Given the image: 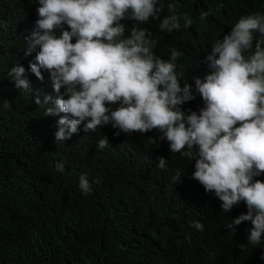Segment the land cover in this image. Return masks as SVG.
<instances>
[{
    "label": "trees",
    "instance_id": "obj_1",
    "mask_svg": "<svg viewBox=\"0 0 264 264\" xmlns=\"http://www.w3.org/2000/svg\"><path fill=\"white\" fill-rule=\"evenodd\" d=\"M160 2L162 18L172 3L194 23L172 33L151 18L141 27L158 40L157 56L168 60L173 48L183 53L177 71H183L181 86L191 85L194 99L180 107L199 114L205 104L195 81L208 74L211 45L231 32L233 21L264 14V0ZM38 7V0H0V264H264V234L262 244L253 246L247 244L250 221L226 228L248 211L246 203L223 212L219 198L192 178L195 159L172 153L166 139L151 143L162 135L159 129L117 136L111 124L85 131V121L57 143V121L65 114H45L52 106L45 97L56 95L49 73L41 69V81L29 69L38 47L25 56ZM120 23L128 36L136 22L126 17ZM18 64L30 91L17 88L9 76ZM5 101L9 109L2 107ZM105 135L109 143L98 149ZM160 157L167 159L166 169L157 167ZM58 161L65 164L62 173ZM177 172L181 178L174 179ZM82 174L91 185L88 195L79 189ZM253 179L264 180V174ZM197 221L203 230L192 226Z\"/></svg>",
    "mask_w": 264,
    "mask_h": 264
},
{
    "label": "clouds",
    "instance_id": "obj_2",
    "mask_svg": "<svg viewBox=\"0 0 264 264\" xmlns=\"http://www.w3.org/2000/svg\"><path fill=\"white\" fill-rule=\"evenodd\" d=\"M38 5L25 56L38 47L29 69L41 81V69L49 73L56 95L45 97L52 104L45 114H65L57 121V143L69 140L85 121V131L111 124L119 129L117 136L159 129L162 135L151 143L166 139L172 153L195 159L192 178L219 198L223 212L246 203L248 211L226 228L250 221L247 244L261 245L264 180L253 178L264 174V14L233 21L231 32L211 45L205 57L208 74L195 81L205 107L189 114L180 107L194 99L191 85L181 86L183 71H177L183 53L173 48L168 60L157 56L158 40L141 27L151 18L168 33L189 28L193 19L177 14L174 4L167 5L169 14L163 18L160 0H38ZM126 17L136 22L128 36L120 23ZM9 76L17 88L30 91L23 66L13 67ZM117 103L119 107H109ZM2 107L11 105L5 101ZM108 143L105 135L97 148ZM157 167L166 169L167 159L160 157ZM56 170L62 173L65 164L58 161ZM79 189L84 195L92 191L87 174L80 176ZM192 226L203 230L199 221Z\"/></svg>",
    "mask_w": 264,
    "mask_h": 264
}]
</instances>
